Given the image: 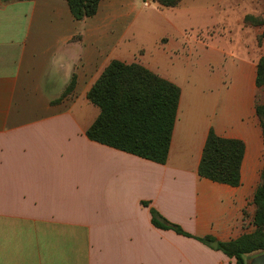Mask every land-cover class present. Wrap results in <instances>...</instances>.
I'll return each instance as SVG.
<instances>
[{
    "label": "crops",
    "instance_id": "1",
    "mask_svg": "<svg viewBox=\"0 0 264 264\" xmlns=\"http://www.w3.org/2000/svg\"><path fill=\"white\" fill-rule=\"evenodd\" d=\"M144 1L75 20L65 0H0V264H235L210 242L253 226L264 0ZM112 59L181 90L164 164L86 135L99 114L87 92ZM210 129L244 142L238 186L198 175ZM150 207L191 236L153 225Z\"/></svg>",
    "mask_w": 264,
    "mask_h": 264
},
{
    "label": "trees",
    "instance_id": "2",
    "mask_svg": "<svg viewBox=\"0 0 264 264\" xmlns=\"http://www.w3.org/2000/svg\"><path fill=\"white\" fill-rule=\"evenodd\" d=\"M7 1V0H4ZM75 20L93 16L101 0H65ZM160 7H175L181 0H154ZM245 23L262 24L260 18L247 15ZM257 87H264V56L257 63ZM74 86V77L64 94ZM181 90L175 83L159 76L145 66L112 59L87 92L99 114L86 130L90 140L164 164L169 153ZM264 141V103H256ZM245 150L240 139L225 138L210 129L198 165V175L209 180L238 186L240 167ZM254 230L218 244V249L235 264H246V257L264 250V167L252 200ZM148 206V202H143ZM151 222L159 228H170L191 236L181 226L168 221L150 207ZM208 244L212 238L201 237Z\"/></svg>",
    "mask_w": 264,
    "mask_h": 264
},
{
    "label": "rangeland",
    "instance_id": "3",
    "mask_svg": "<svg viewBox=\"0 0 264 264\" xmlns=\"http://www.w3.org/2000/svg\"><path fill=\"white\" fill-rule=\"evenodd\" d=\"M149 2H150V6L149 5H144V6H149V8L151 9V8H153L154 7V3H152V1H150V0H148ZM189 36H195V35H198V31L197 30H189ZM204 33H205V31H204ZM206 34V33H205ZM261 37H262V35H260L259 36V38H258V40H259V42H260V39H261ZM228 46H229V43H228ZM149 47H150V43H149ZM191 55H190V57L189 58H193V59H198V56H199V46H195V48L194 49H192L191 50V53H190ZM249 226V225H248ZM252 230H254V226H252V229L250 230V232L252 231ZM264 250H260V251H256V252H253V253H251V254H249L247 257H246V261L248 262V260L252 257V256H254V255H256V254H258V253H260V252H263Z\"/></svg>",
    "mask_w": 264,
    "mask_h": 264
},
{
    "label": "water",
    "instance_id": "4",
    "mask_svg": "<svg viewBox=\"0 0 264 264\" xmlns=\"http://www.w3.org/2000/svg\"><path fill=\"white\" fill-rule=\"evenodd\" d=\"M210 244L214 248L218 247V244L216 241H211ZM246 264H264V251L252 256L248 260V262L246 261Z\"/></svg>",
    "mask_w": 264,
    "mask_h": 264
},
{
    "label": "built area",
    "instance_id": "5",
    "mask_svg": "<svg viewBox=\"0 0 264 264\" xmlns=\"http://www.w3.org/2000/svg\"><path fill=\"white\" fill-rule=\"evenodd\" d=\"M149 1H144V5H149Z\"/></svg>",
    "mask_w": 264,
    "mask_h": 264
}]
</instances>
